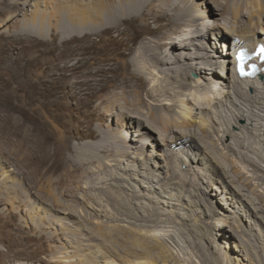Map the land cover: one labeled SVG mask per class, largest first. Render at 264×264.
<instances>
[{
  "label": "rangeland",
  "instance_id": "rangeland-1",
  "mask_svg": "<svg viewBox=\"0 0 264 264\" xmlns=\"http://www.w3.org/2000/svg\"><path fill=\"white\" fill-rule=\"evenodd\" d=\"M15 1L17 0H0V264H50L52 259H63L61 255L66 253H72L74 257L81 256L85 252L81 250L84 246L87 248L86 254L87 251L94 254L98 250L99 253L95 254L101 259L102 255L107 254L105 250L107 247L102 248L101 245L103 242L107 243L109 238L118 247L122 248V246L113 237H103L97 232V229L93 228L100 222L106 229L115 230L114 227L120 225L123 229L130 231V221L133 220L123 213L121 207L114 209L106 201L103 203L104 206L94 202L86 204L82 199L76 200L71 195H65V190L68 186L76 187L80 182L84 185L88 183L87 186L91 184L84 176L86 174L83 168L76 161V155L77 147L82 142L93 138H80L79 136L92 132L96 127L100 128L99 114H106L105 122L109 126L111 125L112 129L121 130L122 126L117 123L116 115L110 108L111 102H116L119 111L122 103L126 101L123 96L134 97V92L140 83L139 78L143 76L140 69L133 63V57L138 48H141L146 42H152L174 30L171 26L164 27L167 25L166 20H155L157 16L163 15L162 6L167 3V0H131L130 2H134L136 8L143 10L142 15L130 18L125 10V18L119 20L117 18L123 17V10L117 8L119 12L117 15L114 11L116 8L111 10L103 6L96 9L93 5L96 1L88 4L90 8H94L90 15L88 11L80 10L87 6L81 7L82 5L75 3L77 0H57L56 4L52 2V5H47V8L53 7L54 11L52 12H55L53 17L44 15L42 9H45L46 5L38 7L36 0L29 2L20 0L23 4L19 9L14 8ZM124 1L116 0L114 3L109 2L108 4L121 6V4H126ZM208 1L190 0L189 3L193 4L198 13L207 9ZM43 3L45 2L43 1ZM99 11L102 13L98 16ZM148 11L152 13L150 17ZM10 13H13L15 17L6 21L5 18ZM75 15L90 16L87 17V29H83L82 32L77 31L75 34H70L73 32L69 31V33L57 31V28L67 21V17ZM217 22H220L219 19H216ZM223 22L227 23V20L224 19ZM230 24H234V22L231 21ZM246 26L248 24H242L243 28ZM186 27L190 30L189 26ZM63 28L69 29L65 25ZM204 40L205 38H199L196 41ZM168 48L169 45L165 47L166 50L170 49ZM147 75L152 80V74ZM168 75L169 71L162 73L161 79ZM199 75L204 83L207 78L210 80L212 77L206 75L207 78L204 80L201 74L195 70L191 71V77L188 79L191 84L184 89V92H187L190 97H192V90H195V84L201 83L194 80V78L198 79ZM219 77L213 76L211 80L223 81ZM226 81L224 80V82ZM175 85H178L177 82ZM249 91L253 92V88ZM201 92L203 91H199L198 94L202 96ZM253 93L259 95L260 90H254ZM143 95L145 96L146 92H143ZM220 97L222 102H216V106L211 110L210 107H206L202 115L208 119L210 126L214 125L216 140L219 137L217 130H221L222 134L225 133L226 128L241 135V138L237 140L232 134H224L222 142L226 145L222 144L221 146L225 148V151H228L230 148L226 146L234 145L228 153L236 160L238 166L246 168L247 174L253 177L252 183L264 191V160L262 158L264 157V107L259 108L256 103L249 104L247 109L253 106V110L247 111L253 116L252 124H248V120L242 117L238 118L239 125H237L235 124L238 114L236 104L231 101L232 98L228 97L227 99L222 93H220ZM159 98L163 99L159 100L163 102H170V98L177 100L175 94L168 96V92ZM179 104L177 108H179ZM190 104L193 102L190 101ZM142 108L145 111L148 110L146 104H143ZM160 108L163 111L167 110L162 105ZM195 112L198 116L197 120H199L200 109H195ZM112 117H114V121ZM192 124L193 126L182 127V129L187 132V135H194L200 147L191 142L183 143L182 146L180 141H178V146H176L177 143L172 144L171 141L166 142L167 144L163 143L161 130L156 131V138L155 132L143 136L139 134L143 131L139 121H135L134 127L129 129L133 138H137L139 141L132 139V142L138 143V146H142L144 142L143 150H146L148 154L143 150L138 154L142 158H146L143 159L146 165L139 168V160H134V157L124 158L126 163L119 165V158H115L112 172L122 173L132 181V185L135 183L134 187L131 186L132 188L150 196V199L144 197L141 199L142 201L140 200L144 205L152 204L150 207H157L160 213L163 211V214L161 213L157 217L159 221H148L149 218H146L145 222L150 227L155 226L156 232H158L156 234L160 235V238L180 256L179 261L170 258L168 264H228L217 259L218 257H229L226 254L229 255L230 250L220 247L226 244L224 240H228L230 246L235 242L241 244L242 238L248 239L250 252L243 249L241 251L233 250L230 252V264H237V257L239 264H264V207L258 204L259 208H262V213H256L253 205L235 201L243 196L245 198L246 194H251L257 201L258 199L249 186L240 181L239 176L223 156L224 164L229 172L227 170L225 175V171L219 166L217 167L211 157L213 154L205 149L206 144L212 142L210 137H205L201 133L198 123ZM182 129L179 128L178 132L175 130V135H181ZM147 141L153 145L149 146L147 143L145 145ZM211 146V148H215L213 145ZM220 150L222 149L220 148ZM178 151H183L185 156L196 157L188 170L194 167L197 173L195 170L190 174L187 173L188 170L185 171L187 165L184 164L176 167L178 175L171 174L173 171H170L169 167H172L173 162H176L172 159H176L173 157H177L175 154ZM41 160L45 162V180L48 181L52 176L55 178L54 180L61 179L63 184L57 189L58 195L65 202H74L76 207L81 210L84 205L83 212L77 208L72 209L73 212L74 210L76 212L72 215H66L61 211L57 212V210L45 211V216L48 219L45 222H41L36 217V208L39 205L47 208L45 205L50 203L49 199L41 201L37 188L34 187L37 185L36 179L39 176L38 167ZM129 165L132 166L130 170ZM138 168L142 171L140 174L137 172ZM215 168L219 173L215 172ZM151 176L156 177L152 182L148 179V177L151 179ZM181 178H186L190 183L188 182L189 184L185 186ZM223 178L225 181L222 180ZM233 180L239 182L243 192L239 193V190L231 189ZM220 188L225 191L219 190ZM81 192L100 196L96 187L87 188ZM179 192H181V196L177 194ZM191 192L200 194L201 198L203 197V203L197 204L195 201L199 200L193 197ZM2 196L6 197L3 202L1 201ZM151 198L159 202H153ZM207 206L213 209L212 215L205 214L208 212ZM220 211L223 213L219 214ZM177 212L180 216L177 215ZM169 215H175V217L171 219ZM221 216L228 218L231 221L230 224L240 223L244 233L241 234L236 230L234 231L236 237H231L229 232V236L223 235V231L227 233L226 230L217 228ZM31 217L36 218V221ZM49 220L50 222L55 220L58 225L47 228ZM61 223L63 224L61 225ZM137 224H141V222L137 221ZM211 224L214 225L213 232L207 226ZM79 226L82 228L80 231L77 229ZM185 228L188 231L189 228L201 230L204 234L201 236L202 240L199 239L200 242L196 249L190 245L193 238L185 232ZM92 229L97 238L89 237V232ZM57 230L74 236V241L70 240V244L56 239V237L51 238L53 233L58 232ZM42 231L44 233H41ZM230 233L233 232L230 231ZM121 236L125 235L120 234L118 240H121ZM139 237L145 239L144 236ZM133 238L134 234L128 237V239ZM145 240L156 243L153 237ZM78 245L81 246L78 247ZM49 246H55L56 250H53L52 247L49 249ZM232 247L234 246L232 245Z\"/></svg>",
  "mask_w": 264,
  "mask_h": 264
},
{
  "label": "bare ground",
  "instance_id": "bare-ground-1",
  "mask_svg": "<svg viewBox=\"0 0 264 264\" xmlns=\"http://www.w3.org/2000/svg\"><path fill=\"white\" fill-rule=\"evenodd\" d=\"M27 1L29 2L30 0ZM36 1L38 7H40V5L43 4L46 5L45 8L46 10L42 9L44 15L46 14V15H51L52 17L54 16L55 12H52L54 11L53 7L47 8V5H52V2L55 3L57 0H36ZM43 1L45 3H43ZM95 1L96 3H94L93 5H95L94 8L96 9H99L100 7L103 6L104 7L106 6L111 10L112 8L113 9L116 8L114 9V11L115 14L117 15L119 14L117 8L123 10V14H122L123 17L121 18L116 17L118 20L125 18L124 16L125 10L128 12L127 15L130 16V18L134 16H140L142 15L143 12V10H139L138 7L136 8L134 2L133 3L130 2L131 0H125L126 4L125 5L121 4V6H117V5L110 6L111 4L110 5L108 4L109 2L114 3V1L116 0H90V1L77 0L75 3L82 5L81 7L87 6L86 8L84 9L82 8L80 10L85 12L88 11V14H90L92 13L91 10H93L94 8H90L88 4L89 3L91 4V2H95ZM189 1L190 0H167V3L162 6L163 15L157 16L155 20L158 21L166 20L167 25L164 27L171 26V28L174 30L172 31L170 30L171 32H168L165 35L160 36L157 39H154L152 42L148 41L141 48H138V50L136 51L133 57V63L135 64V66H137L140 69L143 75L142 76L143 78L142 77L139 78L140 83L138 84V89L134 92L133 98L123 96V98H125L126 101L122 103L119 111L115 101H112L110 105L111 110H113V113H115L116 115L117 123L122 126L121 130L116 131L112 129V127H110L111 125L109 126V124H106L105 122L106 114L104 113L99 114L98 118L101 119L100 128L96 127L95 130H93L92 132H88V134L85 133L86 135L79 136L80 138H85V137H90V138L93 137V138L91 140L82 142L79 145V147H77L78 153L76 155V159H77L76 161L79 162V164L83 168L84 173L86 174L84 176L89 180V182H91V184L87 186L88 183L87 185H84L82 182H80L79 184H77L76 187H74V185L73 187L68 186L65 190V195H71L72 197H74V199L76 198V200L82 199V201L86 202V204L90 202H94L100 206H104L103 203L104 201H106L114 209H117V207H121L123 213L127 217L131 218L130 220L134 221V222L130 221L131 222L130 231L132 233L128 230L123 229V227L120 225L115 226L114 227L115 230L106 229L99 222L98 226H96L93 229H97V232L103 237H108V236L111 238L113 237L115 241L120 243L123 249L121 247H118V245H115V243L112 242V240H110L109 238L107 243L103 242L101 245L102 248L107 247L105 249L107 254L102 255L101 259L100 257L99 258L96 257L95 253L98 254L99 253L98 250H96L94 254H92V252L89 253L87 251L88 254L87 255L86 254L87 248H85L84 246L81 248V250H84L85 252L81 256L77 255L75 256L76 257L75 258L72 253H66L64 255H61V258L63 259H57V258L54 260L52 259L50 264H100V263L102 264H168L170 258L172 260L179 261L180 256L176 254V252L173 251L170 248V246H168V244H166V242L160 238V235L156 234L158 233L156 232L157 228L155 226L150 227L149 224L145 222L146 218H149L148 221L149 220L159 221L157 217L161 213L163 214V211H161L160 213L157 207H150L152 204L151 205L149 204L148 206H146L147 204L144 205L141 202L142 201L141 199L144 197L150 199V196L138 192L139 190L137 191L136 188H132L134 187L135 183L132 185V181L128 177L123 176L122 173L119 174L118 172H112L114 168L113 163L115 158H119V165L126 163L124 158H129V157H134L135 158L134 160H139V164H138L139 168L140 166L144 167L146 165L145 161L143 160L146 158H142L141 155L138 154L139 151L143 150L144 142L142 146H138V143L132 142V139L134 140L136 139L137 141H139V139L133 138L132 132L129 129L130 127H134L135 121H139L140 128L143 129V131L139 132V134L143 136L144 135L147 136V134L150 135L152 133L154 134L155 132V138H156V131L161 130L163 132V143L171 141L172 144L177 143L176 146L179 145L178 141H180L181 146L183 145V143H187V142H191L192 144L198 145L197 139L194 137V135L193 136L187 135V132L182 129V127H186V126L191 127V125L193 126L192 123H198L202 131L201 133H203L205 137H210V140L212 141L211 144H206L205 149H207V151L209 150L213 154V156L211 157H213V160L217 164V167L219 166V168L225 171V175H226V171L228 170L229 172V169L226 168V164H224V159H226L231 165L232 170L239 176L240 181L248 185L258 199L257 201L255 200L254 197L251 196V194H246L245 198L243 196L240 197L241 199H235V201L237 200L240 203L247 202L253 205V208L256 211V213L258 212L262 213V208H259L258 204L264 207V191L259 189L258 186L255 185V183L254 184L252 183L253 177L247 174V171L245 170L246 168H242L241 166H238L236 164V160H234L231 154L228 153L229 150H232L231 148L234 145L232 146L230 144L227 145L226 147L230 148L228 151H225V148L221 146L222 144L226 145L224 142H222L224 134L226 133L232 134L234 137L237 138V140L241 138V135L232 131L230 128H226L224 131L225 133L222 134H221V130H217L219 137L218 140H216L215 138L216 136H214V133H216V129H214V125L210 126L208 119L205 118L202 115V113L206 107H210L209 109L211 110L212 107L216 106L217 104L216 102L218 103L222 102L220 93L226 96L227 99L228 97L232 98L231 101H233L236 104V107L238 109V114L236 117L235 124L237 125H239L238 118H242V117L248 120V124H252V121L254 120L253 116L251 114H248L247 111L253 110V106L247 109L249 104L256 103L258 104L259 108L264 107V71L261 73L262 77L258 76L257 78L245 79V78H240V76L236 75L232 70L233 67L232 69L230 67L232 64H234V61L231 56V50L233 47L232 44H235L236 46L248 45L255 47L259 41H264V0H209L208 1L209 4L207 3V9L200 11L198 13L196 8L193 6V4L189 3ZM22 4L23 3L20 0H17L14 2L13 6L14 8L17 7L19 9ZM98 13L99 16L102 12L99 11ZM150 14L152 13L148 11L149 17ZM75 16L67 17L66 18L67 21L64 20L65 21L64 24L61 27H58L57 31L62 33L69 31V32H73L70 34H75V32L77 31L82 32L83 29H87L88 28L87 17L89 15L87 17L82 15L81 16L75 15ZM14 17L15 15H13V13H10L9 16L5 18V20L10 21ZM101 18L103 19V17ZM216 19H219L220 22L216 23ZM224 19L227 20V23L223 22ZM231 21H233L234 24H230ZM242 24H248V26L243 28ZM64 25L70 30L64 29L63 28ZM184 25L189 26L190 30ZM94 28L96 30V27ZM166 31L168 30L166 29ZM221 36L223 37L219 39V37ZM199 38H205V40L201 42L196 41ZM167 45H169L170 48V49L168 48L169 50L165 49ZM193 70L201 74L204 80H206L207 78L206 75L212 77L217 75L220 76L221 80L223 81L220 82L217 79L211 80L212 77H210V80H208L207 78L206 81L207 84H206L199 75L198 79L194 78V80L199 81V83L200 82L201 83L195 84V88H194L195 90H192L191 92L192 97H190L187 92H184V89L188 88L191 84L188 81V79H190L191 77L190 72ZM166 71H169L168 77H163L161 79L162 73H166ZM147 74H152V80ZM224 80L227 81L224 82ZM176 82L178 85H175ZM213 83L214 85H212ZM252 88H253V92L254 90H260L261 96L259 93H258L259 95H256L253 92H250L249 90ZM199 91H203L201 92L202 96L198 94ZM143 92H146L147 95V96L145 95L146 98L143 95ZM166 92H168V96L170 94H175L177 100H172V98H170V102L159 101V100H163L160 99L159 97L165 95ZM190 101L193 102V104H190ZM178 103H180L179 108H177ZM143 104L147 105L148 110L145 111L142 108ZM160 105H162V107L165 106L167 110L163 111V109L160 108ZM195 109L197 110L200 109L201 114L199 116L200 117L199 120H197L198 116H196L197 114L195 112ZM174 111L176 113H173ZM112 120L114 121V117H112ZM179 128L182 129L183 133H180L181 135H175V130H177L178 132ZM146 129L147 131L149 130L148 131L149 133L146 131ZM212 134L213 137H211ZM146 143L149 146L153 145V143L149 141L145 142V145ZM211 145H213V147L215 148L214 149L211 148L212 147ZM202 146L204 147V145ZM198 147H200V145H198ZM220 148L222 150H220ZM143 151L144 153L146 152V150ZM182 152L183 151H178L175 154L177 157H173V158L176 159H172L170 157L173 161H176L173 162L172 167L171 166L169 167L170 171H173V173L171 172L173 176L174 174L178 175V169H176L177 166L180 167L186 164L187 168L185 171H187L190 165L192 164V161L196 159V157H191V156L189 157V155L185 156L183 155L184 152L183 153ZM192 155L194 156V154ZM112 156L113 158H111ZM222 156L224 157V159L222 158ZM262 158L264 160V157ZM44 164L45 162L43 160L39 162V167H38L39 176L36 179L37 185L34 186L32 181L31 184L37 188V192L39 193L38 195L40 200L43 201V199H49L50 203L49 205H45L47 206V208L40 207L39 205L38 207L39 209L36 208V212H37L36 217L39 218L41 222H45L47 219V217L45 216L46 215L45 211L49 212L50 210L51 211L57 210V212L61 211L66 215L76 214L75 210L74 212L72 211V209L77 208L75 203L63 201L57 193V189H59V187L63 184L61 179L54 180L55 178H53L52 176L48 181L45 180L44 176L46 174L45 171L46 169L44 168ZM139 168L137 172L140 174L142 171L139 170ZM130 169H132V166L130 167L129 165V170ZM134 170H136V168ZM194 170L195 169L193 167L192 169L188 170L187 173L190 174L194 172ZM215 170L214 171L216 173H219L217 171V168H215ZM195 172L197 173L196 170ZM155 178L151 176L150 179L148 177V179L151 180V182L152 180L154 181ZM132 179H134V176H132ZM181 180L185 186L190 183L189 181H187L186 178H181ZM222 180L225 181L224 178ZM232 182L233 185L231 186V189L233 188L234 191L239 190V193H241L242 189L240 188L241 186L239 182L237 180H233ZM91 187H96V189L99 191L100 196L98 195L93 196L89 193L81 192V190L85 191V189ZM182 187L185 188L184 186ZM219 190L225 191V189L223 188H220ZM181 192L177 194L181 196L180 194ZM191 195L199 200V201H195L194 199V201L197 204L203 201V197L201 198L200 194H195L191 192ZM1 199H2L1 201L3 202L6 200V197L2 196ZM151 201L157 202L158 200L156 199L152 200L151 198ZM225 207L228 206L225 205ZM82 208L83 210H81V208H77V210H81V212H83L85 210V206L83 205ZM207 210L208 212H206L205 214L212 215L213 209L207 206ZM220 213L223 212L220 211L219 214ZM178 214L179 213L177 212V215ZM169 216L171 219L175 217V215H169ZM178 216H180V214ZM31 219H35L36 221V218L34 217H31ZM60 220L58 221L60 222ZM137 221L141 222V224H137ZM219 221H220L219 226L217 228L226 230L227 233H225L224 231L222 233L225 236H229V234H231V237H236V235L234 234V231L236 230L241 234L244 233V230L240 225V223L238 224L237 222H233L230 224L231 221L224 216L223 218L221 216ZM62 224L63 223H61V225ZM53 225H58V222L52 220L47 226V228L50 226L54 227ZM207 226L213 232L214 225L211 224ZM77 229L80 231L82 228L79 226ZM93 229L91 230V232H89L90 234L89 237L94 239L97 238V236L94 234L95 231ZM230 231H232L233 233H230ZM185 232L192 236L193 240L192 243H190V245L193 246L192 248L196 249L200 242L199 239L201 238L202 240L201 236H204V234L202 233L201 230H196L194 228H189V231L186 230ZM41 233L44 232L42 231ZM122 233L125 236L124 237L121 236L122 237L121 240H118V237H120V234ZM131 234H134V238L128 239V237ZM232 234H234L235 236ZM236 234L238 235V233ZM139 236L142 237L144 236L145 239L153 237L155 238L156 243L148 242L144 238H141ZM245 236L247 237L246 234ZM54 237H56V239L63 240L66 243L68 242L70 243V240L74 241V236L72 237L70 234L64 231L62 232L58 231L53 233L51 235V238ZM174 241L178 243V241L175 238ZM224 242L226 244L224 246H221L220 248L229 249L230 250L229 255L228 253L226 254L229 257L227 258L218 257L217 259L220 262L223 261V263L230 264L231 263L230 252H232L233 250L241 251L243 249L246 250V252H250L249 241L247 238H242L241 244L240 243L237 244L236 242L233 243L232 245L234 247H232V245L230 246L228 240H224ZM202 245H203V241H202ZM79 246L81 245H78V247ZM51 247L53 250H56L55 246H51ZM51 247L49 246V249ZM208 247L210 246L208 245ZM236 259H237V264H239L238 261L239 258L237 257Z\"/></svg>",
  "mask_w": 264,
  "mask_h": 264
},
{
  "label": "clouds",
  "instance_id": "clouds-1",
  "mask_svg": "<svg viewBox=\"0 0 264 264\" xmlns=\"http://www.w3.org/2000/svg\"><path fill=\"white\" fill-rule=\"evenodd\" d=\"M233 45V47H232V50L233 49H235V48H240V47H243L244 45H240V46H236L235 44H232ZM257 45V44H256ZM255 48V47H254ZM232 50H231V56H232V59H233V61H234V64H232L230 67H231V69H232V67H233V72L236 74V75H238V76H240L238 73H237V71H236V65H235V60H234V57H233V55H232ZM262 66H264V63L262 64ZM264 70H262L259 74H257L256 76H254V77H251V76H247V77H242V76H240V78H257L258 76H261L262 77V72H263Z\"/></svg>",
  "mask_w": 264,
  "mask_h": 264
},
{
  "label": "snow or ice",
  "instance_id": "snow-or-ice-1",
  "mask_svg": "<svg viewBox=\"0 0 264 264\" xmlns=\"http://www.w3.org/2000/svg\"><path fill=\"white\" fill-rule=\"evenodd\" d=\"M260 53H261L262 55H264V47H262V48L260 49ZM237 59H238V61H240V71H241V73L243 74V73H244L243 60L245 59V53H244L243 50H242L240 53H238V55H237Z\"/></svg>",
  "mask_w": 264,
  "mask_h": 264
}]
</instances>
